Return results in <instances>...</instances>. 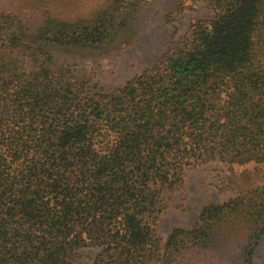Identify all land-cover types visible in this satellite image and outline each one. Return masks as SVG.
I'll use <instances>...</instances> for the list:
<instances>
[{"label": "trees", "instance_id": "trees-1", "mask_svg": "<svg viewBox=\"0 0 264 264\" xmlns=\"http://www.w3.org/2000/svg\"><path fill=\"white\" fill-rule=\"evenodd\" d=\"M201 1L182 46L111 93L54 59L52 47L102 50L139 0L88 17L30 21L0 9V264H189L222 228L248 229L235 264L264 233V185L205 206L198 227L154 232L188 166L264 164V0ZM190 258V259H189Z\"/></svg>", "mask_w": 264, "mask_h": 264}, {"label": "rangeland", "instance_id": "rangeland-1", "mask_svg": "<svg viewBox=\"0 0 264 264\" xmlns=\"http://www.w3.org/2000/svg\"><path fill=\"white\" fill-rule=\"evenodd\" d=\"M108 0H0V9L20 13L38 21L45 13L63 19L84 18L103 7ZM211 12L201 1L139 0L126 30L102 49H65L52 47L57 64L69 68L85 83L86 95L111 93L133 77L154 67L161 58L179 49L192 24L208 20ZM264 185V164H224L217 160L185 169L181 186L163 199L164 212L154 232L161 247L174 228L192 230L199 225L201 210L224 202L238 193ZM248 229L235 225L222 228L215 247L189 264H235L247 243ZM99 249L78 250L72 264H92ZM249 264H264V233L254 245Z\"/></svg>", "mask_w": 264, "mask_h": 264}]
</instances>
